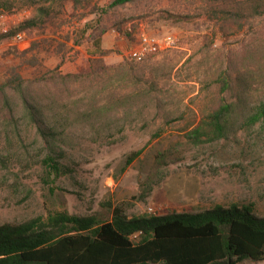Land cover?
<instances>
[{"label": "rangeland", "instance_id": "obj_1", "mask_svg": "<svg viewBox=\"0 0 264 264\" xmlns=\"http://www.w3.org/2000/svg\"><path fill=\"white\" fill-rule=\"evenodd\" d=\"M44 1L0 0V83L22 74L50 127L42 136L13 91L11 117L0 96V224L55 210L110 218L109 204L130 217L232 204L264 217V120L247 122L264 101L263 0L70 1L54 23L2 36ZM144 32L173 43L136 61ZM224 101L236 102L229 134L190 138Z\"/></svg>", "mask_w": 264, "mask_h": 264}, {"label": "trees", "instance_id": "obj_2", "mask_svg": "<svg viewBox=\"0 0 264 264\" xmlns=\"http://www.w3.org/2000/svg\"><path fill=\"white\" fill-rule=\"evenodd\" d=\"M45 1L37 5V16L2 36H15L27 28L54 23L67 2H73L75 8L81 2ZM133 1L136 0H113L110 6ZM255 9L259 14L264 13V0ZM237 17L241 16L233 18ZM12 73L0 83V96L13 117L15 109L10 95L13 91L28 120L45 137L49 134L45 126L50 128L49 125L44 124L40 109L25 91L22 74ZM65 76L77 80L83 75L67 73ZM225 88H230L228 80ZM235 111L236 102L220 103L188 136L197 142L204 140L203 136L226 137ZM262 120L264 101L247 117L250 125ZM142 151H133L127 164ZM47 161L58 173L63 170L54 157H47ZM108 208L110 218L55 210L24 221L0 224V264H239L245 259L264 260V217L256 215L251 205H217L201 212L132 217L121 205L109 204Z\"/></svg>", "mask_w": 264, "mask_h": 264}, {"label": "built area", "instance_id": "obj_3", "mask_svg": "<svg viewBox=\"0 0 264 264\" xmlns=\"http://www.w3.org/2000/svg\"><path fill=\"white\" fill-rule=\"evenodd\" d=\"M17 38H21L22 34L18 33L15 35ZM173 39L171 37H158L156 35L142 33L140 37L139 45L135 48H132L129 52V55L132 59L136 61H141L147 58L150 55H153L160 50L171 46Z\"/></svg>", "mask_w": 264, "mask_h": 264}]
</instances>
